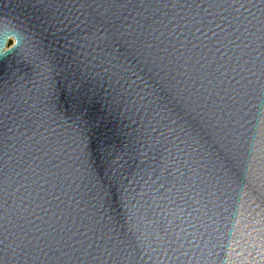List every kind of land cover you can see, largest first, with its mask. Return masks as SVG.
<instances>
[{
	"label": "water",
	"instance_id": "obj_1",
	"mask_svg": "<svg viewBox=\"0 0 264 264\" xmlns=\"http://www.w3.org/2000/svg\"><path fill=\"white\" fill-rule=\"evenodd\" d=\"M0 264H264V0H0Z\"/></svg>",
	"mask_w": 264,
	"mask_h": 264
}]
</instances>
